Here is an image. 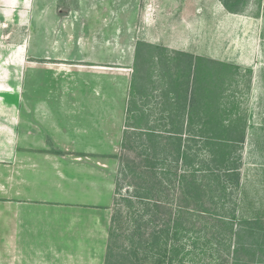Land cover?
<instances>
[{
    "label": "rangeland",
    "instance_id": "obj_1",
    "mask_svg": "<svg viewBox=\"0 0 264 264\" xmlns=\"http://www.w3.org/2000/svg\"><path fill=\"white\" fill-rule=\"evenodd\" d=\"M46 3L50 11L61 10V16L74 12L73 16L58 27L55 23L59 18L54 13L47 18L37 17V0H0V107L14 105L33 110L43 106L57 113L65 107L78 112L74 115L77 128L89 126L90 139L97 141L96 146L100 144L96 150L91 148L90 154H98L94 157L103 158L104 161L96 159L108 166L100 174L101 183L113 185L108 230L114 227L111 220L116 215L115 230L119 224L126 228L123 221L118 223L119 197L115 189L116 183L127 189L130 177H118L119 167L126 159L135 158L134 152L121 148L127 132V110L134 97L135 68L141 60H147L151 81L145 97L158 105L154 97L163 98L167 77L160 71L162 58L172 57L176 63L174 57L180 53L238 66V71L230 68L235 76H230L226 93L233 96L236 110L248 128L241 150L240 177L229 181L227 193L234 192L244 201L236 216L264 217V0H45ZM88 6L97 7L88 11ZM106 9H110L109 26L95 19L98 12ZM89 21L104 32L85 34ZM113 26L120 28L116 36L112 34ZM110 28V33L105 34ZM52 29L54 33L41 34L42 30L44 33ZM53 38L61 43L49 50L45 43H54ZM81 39L92 44L90 49L87 44L75 45ZM113 40L116 45L107 44V50L95 44ZM98 64L102 68L95 66ZM145 97L136 96V100H144L142 104ZM156 105L148 109L155 110L152 113L158 116L161 106ZM26 118L30 122L36 116L28 114ZM87 163L96 165L93 159ZM121 244L127 248L129 241Z\"/></svg>",
    "mask_w": 264,
    "mask_h": 264
},
{
    "label": "trees",
    "instance_id": "obj_2",
    "mask_svg": "<svg viewBox=\"0 0 264 264\" xmlns=\"http://www.w3.org/2000/svg\"><path fill=\"white\" fill-rule=\"evenodd\" d=\"M178 56L176 63L162 58L167 77L158 105L145 97L147 60L135 68L121 144L135 158L119 167L118 177H130L127 189H115L118 223L126 228L119 224L116 233L112 217L105 264H264V217L236 216L244 201L227 193L240 177L248 128L226 93L230 68L238 66ZM150 105L161 106L158 116Z\"/></svg>",
    "mask_w": 264,
    "mask_h": 264
},
{
    "label": "crops",
    "instance_id": "obj_3",
    "mask_svg": "<svg viewBox=\"0 0 264 264\" xmlns=\"http://www.w3.org/2000/svg\"><path fill=\"white\" fill-rule=\"evenodd\" d=\"M59 11L37 0V17L54 13L58 27L74 13L61 16ZM97 15L95 19L109 26L110 9ZM91 23L85 34L104 32ZM119 29L113 26L112 34L118 35ZM47 31L41 34L55 32ZM52 40L45 43L49 50L61 43ZM80 42L75 45L87 44V50L92 45ZM105 42L95 44L105 50L107 44L116 45L114 40ZM24 109L0 107V264H105L113 185L101 183L100 174L108 166L94 157L98 154H90L100 144L90 139L89 126L77 128L73 108L64 107L60 113L43 106ZM28 114L36 118L27 122ZM91 159L95 166L87 163Z\"/></svg>",
    "mask_w": 264,
    "mask_h": 264
}]
</instances>
